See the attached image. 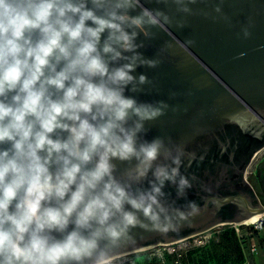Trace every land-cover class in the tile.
<instances>
[{
  "label": "clouds",
  "instance_id": "clouds-1",
  "mask_svg": "<svg viewBox=\"0 0 264 264\" xmlns=\"http://www.w3.org/2000/svg\"><path fill=\"white\" fill-rule=\"evenodd\" d=\"M161 15L140 0H0V264H108L139 214L157 218L177 169L140 138L161 107L127 93L146 82L136 42ZM117 161L135 164L117 176Z\"/></svg>",
  "mask_w": 264,
  "mask_h": 264
},
{
  "label": "water",
  "instance_id": "water-1",
  "mask_svg": "<svg viewBox=\"0 0 264 264\" xmlns=\"http://www.w3.org/2000/svg\"><path fill=\"white\" fill-rule=\"evenodd\" d=\"M140 4L162 14L161 26L136 42L145 63L133 75L147 79L127 95L161 107V115L145 122L140 138H160L165 147L156 163L176 168L177 173L161 187L157 218L139 214L142 225L129 230L110 251L108 262L264 214L258 197L251 206L246 195L213 193L191 178L200 167L185 169L189 159L219 152L220 145L226 144L228 153L244 151L248 164L264 148V0H140ZM251 123L261 126L255 135ZM116 164L120 176L135 161ZM260 171L264 172V162ZM153 179L149 172L140 187L148 188ZM241 200L246 212L238 220L230 219Z\"/></svg>",
  "mask_w": 264,
  "mask_h": 264
},
{
  "label": "rangeland",
  "instance_id": "rangeland-1",
  "mask_svg": "<svg viewBox=\"0 0 264 264\" xmlns=\"http://www.w3.org/2000/svg\"><path fill=\"white\" fill-rule=\"evenodd\" d=\"M263 160L264 151H261L252 160L246 177H257ZM240 225H217L188 239L121 256L108 264H242L244 261L264 264V233H255L253 226ZM252 242L258 246L256 255L250 249Z\"/></svg>",
  "mask_w": 264,
  "mask_h": 264
},
{
  "label": "flooded vegetation",
  "instance_id": "flooded-vegetation-1",
  "mask_svg": "<svg viewBox=\"0 0 264 264\" xmlns=\"http://www.w3.org/2000/svg\"><path fill=\"white\" fill-rule=\"evenodd\" d=\"M251 128L254 135L261 130V126L256 123H251ZM261 151H264V148L255 152L248 164L247 154L244 151L233 150L228 153V146L226 144L220 145L219 152L210 151L201 154V157L195 158L194 156V158L189 159L185 169L192 171L195 170L196 166L197 169L200 167L199 171L201 172L192 173L191 178L193 177L202 184L206 190L220 195H246L250 199L251 206H253L256 203L255 196L264 202V172L260 171V164L258 175L254 179L246 177V173L252 160ZM207 155L210 156L207 157ZM193 159L194 161H192ZM195 161L198 162L194 164ZM245 212V205L241 200L240 205L236 204L228 217L238 220Z\"/></svg>",
  "mask_w": 264,
  "mask_h": 264
},
{
  "label": "built area",
  "instance_id": "built-area-1",
  "mask_svg": "<svg viewBox=\"0 0 264 264\" xmlns=\"http://www.w3.org/2000/svg\"><path fill=\"white\" fill-rule=\"evenodd\" d=\"M240 226H246V227H247V226H248V227H249V226H253L254 231H257L258 233H261V232L264 233V217H263V219H261L259 222L255 223V224H253V225H240ZM237 230H238V229H237ZM242 238L245 239L244 236H242ZM250 247H251L250 249H251L252 254L256 255L257 252H258V246H257V244H256L255 242H252ZM244 264H252V263L245 262Z\"/></svg>",
  "mask_w": 264,
  "mask_h": 264
},
{
  "label": "bare ground",
  "instance_id": "bare-ground-1",
  "mask_svg": "<svg viewBox=\"0 0 264 264\" xmlns=\"http://www.w3.org/2000/svg\"><path fill=\"white\" fill-rule=\"evenodd\" d=\"M264 217V214H256L252 217H250L249 219L245 220L244 222L241 223L242 224H245V225H253L257 222H259L261 219H263Z\"/></svg>",
  "mask_w": 264,
  "mask_h": 264
},
{
  "label": "trees",
  "instance_id": "trees-1",
  "mask_svg": "<svg viewBox=\"0 0 264 264\" xmlns=\"http://www.w3.org/2000/svg\"><path fill=\"white\" fill-rule=\"evenodd\" d=\"M243 227V226H241ZM246 227V226H245ZM253 228V227H252ZM255 233H258L257 231H255ZM243 241H246L244 238H243ZM246 261H244L242 264H244Z\"/></svg>",
  "mask_w": 264,
  "mask_h": 264
},
{
  "label": "crops",
  "instance_id": "crops-1",
  "mask_svg": "<svg viewBox=\"0 0 264 264\" xmlns=\"http://www.w3.org/2000/svg\"><path fill=\"white\" fill-rule=\"evenodd\" d=\"M248 262V261H247ZM249 263H251V262H249ZM252 264H260L258 261H256V263H252Z\"/></svg>",
  "mask_w": 264,
  "mask_h": 264
}]
</instances>
